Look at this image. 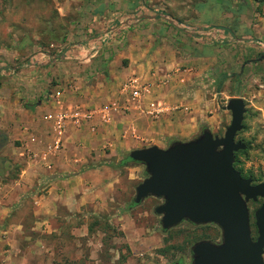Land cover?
<instances>
[{"label":"crops","instance_id":"crops-1","mask_svg":"<svg viewBox=\"0 0 264 264\" xmlns=\"http://www.w3.org/2000/svg\"><path fill=\"white\" fill-rule=\"evenodd\" d=\"M50 1L60 17L44 31L61 40L48 39L49 50H33L15 66H0V264L98 263L102 241L96 235L103 232L93 221L101 213L116 217L114 209L144 177L141 164H121L125 155L189 140L202 126L214 134L226 113L217 98L204 97L194 86L195 77L218 57L208 42L195 40L228 42L232 17L212 26L197 24L195 4L186 0ZM224 59L225 65L233 60ZM186 66L194 69L187 77L178 71ZM170 69L175 75L156 83L158 74ZM132 73L155 84V99L177 109L157 119L141 114L118 94L119 83ZM57 88H62L58 101L50 100ZM106 106L109 119L102 123L97 111ZM74 107L94 115L79 126L66 123L60 151L40 160L52 136L51 115ZM147 198L154 201L152 209L159 203ZM126 217L119 214L111 225L131 228L132 222L118 227ZM147 238L141 242L145 249L163 250ZM137 245L129 244L135 255L142 250ZM112 257L119 264L118 256Z\"/></svg>","mask_w":264,"mask_h":264},{"label":"rangeland","instance_id":"rangeland-1","mask_svg":"<svg viewBox=\"0 0 264 264\" xmlns=\"http://www.w3.org/2000/svg\"><path fill=\"white\" fill-rule=\"evenodd\" d=\"M186 2L195 4L197 24L225 22V15L233 18L231 23L233 35L228 42L223 41L219 44L218 41L221 39L219 37H214V41L208 37L195 40L200 43L208 42L209 51L217 49L215 54L218 57L209 65L208 72L195 77L194 86L197 87L196 90H201L204 97L209 95L217 98L220 105L225 104L230 97H240L243 100L245 111L241 129L235 134V140L244 143L245 148L235 152L233 167L241 176L249 177L253 184L264 182V55H258V52L264 54V0H186ZM50 3V0H0V66H15L31 55L33 50H49V38L44 28L49 29L51 20L60 17L56 9L58 6ZM179 4L181 9L185 7L184 4ZM34 44H37L38 48L33 47ZM225 57L227 62L233 59L232 63L225 65ZM250 59L253 61H247ZM186 67L187 70L182 74L187 77L194 69ZM231 72L233 75L229 76ZM209 88L217 92L214 94L211 91L207 92ZM224 112H226L224 117L217 119L219 126L214 132L219 136L230 119L229 112L226 110ZM132 196L114 209L116 217L122 213L127 215L126 220H120L118 227L132 222L131 228L118 229L117 225H111L117 218L115 216L110 218L107 213H101V218H98L96 227L98 231L103 232L102 235H96V238L102 241L101 258L98 263L93 264H116L113 255L118 256L119 264H130V261H125L126 258L132 261L131 264H166L175 250H187L192 241L212 228L209 225L198 228L179 226L162 235L159 230V216L152 212L154 201L145 197L140 203L131 205ZM259 204V200L247 202L252 238L256 236L252 226V214ZM143 226L149 227L151 232L146 233ZM145 235L146 238L150 237L146 243L150 245L156 243L159 246L157 249L163 250L157 252L156 247L145 249V245H141ZM130 242L138 244V248L141 246L139 249L142 250L138 255L131 251ZM162 253L165 260L159 256ZM262 258L264 260V249ZM55 264L85 262L65 260L57 261Z\"/></svg>","mask_w":264,"mask_h":264},{"label":"water","instance_id":"water-1","mask_svg":"<svg viewBox=\"0 0 264 264\" xmlns=\"http://www.w3.org/2000/svg\"><path fill=\"white\" fill-rule=\"evenodd\" d=\"M219 108L230 119L221 136L206 127L193 138L173 140L165 148H135L127 157L141 164L144 177L134 187L132 204L147 196L160 199L152 209L162 229L181 220L212 223L220 229V241L195 242L189 264H264V182L252 184L233 167V153L245 144L235 140L245 111L240 97L228 98ZM262 202L254 209L252 238L248 201Z\"/></svg>","mask_w":264,"mask_h":264},{"label":"built area","instance_id":"built-area-1","mask_svg":"<svg viewBox=\"0 0 264 264\" xmlns=\"http://www.w3.org/2000/svg\"><path fill=\"white\" fill-rule=\"evenodd\" d=\"M52 45L50 44L49 47ZM186 68H181L179 72H185ZM153 73V72H152ZM176 73V70L170 69L163 73H159L156 83L165 84ZM155 84L145 80L142 76L132 73L125 77L118 85V94L125 101L132 102L141 114H144L151 119H157L165 113H171L177 109L175 106H169L164 101L157 100L153 97V88ZM62 92V88H57L49 95L50 100L58 101ZM143 103V104H141ZM116 108V105H110ZM109 106L102 107L97 111L100 122H107L109 119ZM126 109V107H124ZM94 115V110L81 109L74 107L71 109H59L51 115L50 131L51 139L44 145L39 153L40 160H45L48 155L57 154L62 148V137L64 126L66 123H71L74 126H79L82 123L88 122ZM92 128V126H90ZM133 131L131 132V134Z\"/></svg>","mask_w":264,"mask_h":264},{"label":"flooded vegetation","instance_id":"flooded-vegetation-1","mask_svg":"<svg viewBox=\"0 0 264 264\" xmlns=\"http://www.w3.org/2000/svg\"><path fill=\"white\" fill-rule=\"evenodd\" d=\"M243 177V176H242ZM253 184V183H252ZM133 197V196H132ZM132 199V198H131ZM159 202H160V199H158ZM257 200H259V203L262 202V198H258ZM132 204V203H130ZM128 207V206H127ZM212 226V228H210V231L209 232H205L204 234H201L199 236V238H197L196 240L192 241L187 250H184V251H174L173 252V256H171L170 259L167 260L166 264H189L190 261H191V246L197 242V241H202V240H206V241H209L211 243H218L220 241V229L212 224V223H206V224H193L189 221H186V220H181L179 223H177L175 226H172V227H169L167 229H162L160 226H159V230L160 232H162V234H167L169 233L173 228H177L179 226H182V227H190V228H198V227H201V226ZM160 258L165 260L164 258V255L163 253L162 254H159Z\"/></svg>","mask_w":264,"mask_h":264},{"label":"trees","instance_id":"trees-1","mask_svg":"<svg viewBox=\"0 0 264 264\" xmlns=\"http://www.w3.org/2000/svg\"><path fill=\"white\" fill-rule=\"evenodd\" d=\"M46 34L48 36V38L52 41V40H55V41H60L61 38H59L58 36H56L55 34H52L51 31H46ZM253 61V60H252ZM202 128H204V126H202ZM201 128V129H202ZM233 157H235V152L233 153ZM133 164V163H137V162H133L131 161L128 157H127V154L125 155L124 159L121 161V164ZM234 163H235V160L233 161V166H234ZM131 205H134V204H131ZM98 218L96 220L93 221L94 224H98ZM253 226V224H252ZM253 229L255 230L254 226H253Z\"/></svg>","mask_w":264,"mask_h":264}]
</instances>
